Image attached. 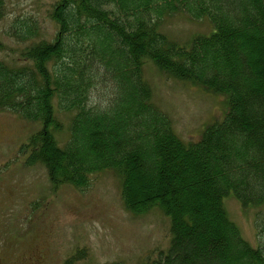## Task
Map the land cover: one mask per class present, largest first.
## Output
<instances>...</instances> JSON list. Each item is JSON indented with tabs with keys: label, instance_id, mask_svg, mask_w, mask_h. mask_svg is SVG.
<instances>
[{
	"label": "trees",
	"instance_id": "obj_1",
	"mask_svg": "<svg viewBox=\"0 0 264 264\" xmlns=\"http://www.w3.org/2000/svg\"><path fill=\"white\" fill-rule=\"evenodd\" d=\"M182 13L213 32L188 47L170 41L163 25ZM50 19L52 40L17 18L10 36L23 48L0 60V112L42 125L23 147L27 165L43 164L56 188L117 173L128 210L158 207L172 221L171 247L151 264H264V213L254 249L224 207L230 195L264 206V0H57ZM150 61L226 97L225 119L186 145L153 103ZM55 102L75 114L63 148Z\"/></svg>",
	"mask_w": 264,
	"mask_h": 264
},
{
	"label": "rangeland",
	"instance_id": "obj_2",
	"mask_svg": "<svg viewBox=\"0 0 264 264\" xmlns=\"http://www.w3.org/2000/svg\"><path fill=\"white\" fill-rule=\"evenodd\" d=\"M56 1L7 0L6 16L0 20L1 61L10 63L23 48L10 36L17 18L38 21L37 39H53L58 29L50 12ZM162 30L171 41L187 46L194 36L209 35L213 27L182 13L168 18ZM259 59L264 61V56ZM144 77L153 89V102L170 117L186 145L224 120L225 97L178 80L152 63L145 67ZM111 90L104 96H112ZM55 110L64 126L56 134L63 148L70 140L75 114L61 111L56 102ZM40 129V124L0 112V264H68L79 254L86 256L74 264H149L160 251L169 249L170 218L159 208L141 214L129 211L122 198V180L114 172L93 177L86 190L71 185L55 189L44 165L28 167V156L20 151ZM147 187L148 191L155 188ZM224 207L243 239L257 249V217L264 213V206L245 208L230 195L224 199Z\"/></svg>",
	"mask_w": 264,
	"mask_h": 264
}]
</instances>
